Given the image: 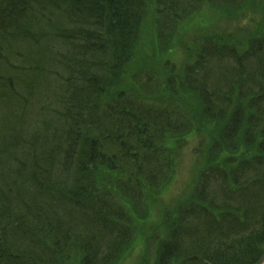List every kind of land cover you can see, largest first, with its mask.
Masks as SVG:
<instances>
[{
  "label": "trees",
  "instance_id": "trees-1",
  "mask_svg": "<svg viewBox=\"0 0 264 264\" xmlns=\"http://www.w3.org/2000/svg\"><path fill=\"white\" fill-rule=\"evenodd\" d=\"M241 1L154 0L158 41L204 4ZM147 7L0 0V264H68L70 253L115 264L128 247V213L99 174L112 173L113 189L138 207L143 187L166 179V138L186 131L167 105L148 102L161 97L157 87L142 98L116 91ZM197 44L182 85L221 126L226 150L241 135L257 154L231 177L200 174L155 264H254L264 252V39L243 57L208 37Z\"/></svg>",
  "mask_w": 264,
  "mask_h": 264
},
{
  "label": "rangeland",
  "instance_id": "rangeland-1",
  "mask_svg": "<svg viewBox=\"0 0 264 264\" xmlns=\"http://www.w3.org/2000/svg\"><path fill=\"white\" fill-rule=\"evenodd\" d=\"M147 1L134 57L116 91L142 98L146 96L145 88L157 87L161 97L152 101L148 97V102L167 105L175 121L186 131L166 138L164 148L170 157L166 179L156 189L143 187L138 207L126 203L113 189L112 173L100 172L101 179L107 181L102 187L113 192L129 216L131 241L115 264H155L161 244L178 222L179 209L194 203V188L200 174L213 166L231 177L241 163L257 154L256 150L243 146L241 135L236 151L222 146L221 126L202 118L199 102L185 90L182 77L201 39L211 38L234 50L238 57L245 56L256 40L264 39V0H242L235 6L204 4L177 23L172 39L165 45L157 38L154 0ZM140 70L143 74L139 76L136 73ZM70 254L68 264H80L78 255Z\"/></svg>",
  "mask_w": 264,
  "mask_h": 264
},
{
  "label": "water",
  "instance_id": "water-1",
  "mask_svg": "<svg viewBox=\"0 0 264 264\" xmlns=\"http://www.w3.org/2000/svg\"><path fill=\"white\" fill-rule=\"evenodd\" d=\"M263 262H264V254L261 256V258L255 264H262Z\"/></svg>",
  "mask_w": 264,
  "mask_h": 264
},
{
  "label": "bare ground",
  "instance_id": "bare-ground-1",
  "mask_svg": "<svg viewBox=\"0 0 264 264\" xmlns=\"http://www.w3.org/2000/svg\"><path fill=\"white\" fill-rule=\"evenodd\" d=\"M212 167H213V166H212ZM209 168H210V167H209ZM216 168H217V167H216ZM197 187H198V186H197ZM185 208H186V207H185ZM168 239H169V238H168ZM168 239H167V240H168ZM167 240H166V241H167ZM164 242H165V241H164ZM164 242H163V243H164ZM163 243H162V244H163ZM162 244H161V245H162ZM160 248H161V247H160ZM159 250H160V249H159ZM158 252H159V251H158ZM263 254H264V252L260 255V257L258 258V260L261 258V256H262ZM156 259H157V258H156ZM258 260H257L255 263H257ZM255 263H254V264H255ZM263 263H264V262H263ZM263 263H262V264H263Z\"/></svg>",
  "mask_w": 264,
  "mask_h": 264
}]
</instances>
